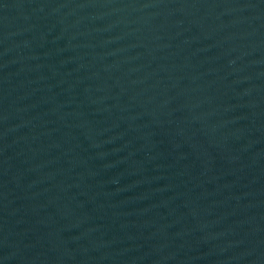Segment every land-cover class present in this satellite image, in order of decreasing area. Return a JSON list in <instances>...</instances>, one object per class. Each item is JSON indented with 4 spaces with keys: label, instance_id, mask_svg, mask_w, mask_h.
<instances>
[{
    "label": "water",
    "instance_id": "obj_1",
    "mask_svg": "<svg viewBox=\"0 0 264 264\" xmlns=\"http://www.w3.org/2000/svg\"><path fill=\"white\" fill-rule=\"evenodd\" d=\"M0 264H264V0H0Z\"/></svg>",
    "mask_w": 264,
    "mask_h": 264
}]
</instances>
